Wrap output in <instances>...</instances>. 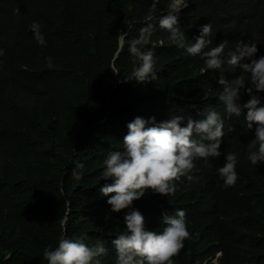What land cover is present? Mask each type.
I'll return each mask as SVG.
<instances>
[{
  "label": "clouds",
  "instance_id": "obj_1",
  "mask_svg": "<svg viewBox=\"0 0 264 264\" xmlns=\"http://www.w3.org/2000/svg\"><path fill=\"white\" fill-rule=\"evenodd\" d=\"M126 1L117 21L115 50L99 52L102 62L80 82L84 94L58 107L61 131L42 140L35 115L41 93L59 85V75L51 72L60 61L53 62L49 51L33 50L44 57L45 65L34 71L33 66L21 65L35 76L37 92H21L18 97L19 105L29 109L26 129L33 130L25 131V140L36 139L34 145H41L48 137L67 139L82 132L81 109H87L86 133L108 131L121 141L119 149L101 150L99 158L92 154L81 159L77 153L72 160L58 162L55 176L52 168L39 172L34 167L18 178L35 205L40 204L38 196H46L42 210L61 220L63 232L56 246L45 247L42 253L47 264H101L108 245L115 249V264H174L189 231L182 203L170 196L181 177L198 179L191 174L197 161L208 166L210 159L222 156V137L232 130L233 116L250 135L247 162L264 165V0ZM139 1L147 3L145 10ZM214 8L234 10L237 22L232 27L207 24L202 14ZM94 14L99 11L92 0H0V39L12 40L20 31L47 47L43 33L58 38L70 32L71 38L86 36L93 44ZM13 44L11 57L19 56L20 45L12 48ZM180 49L200 58L202 75L179 61ZM104 140L101 136L102 144L112 147ZM48 156L49 150L41 160ZM237 163L236 152L223 153V164L215 171L224 187L238 179ZM68 181L71 184L64 189ZM170 203L181 207L166 211ZM71 218L90 225L85 235L67 237ZM221 256L218 253L212 264H219Z\"/></svg>",
  "mask_w": 264,
  "mask_h": 264
},
{
  "label": "trees",
  "instance_id": "obj_2",
  "mask_svg": "<svg viewBox=\"0 0 264 264\" xmlns=\"http://www.w3.org/2000/svg\"><path fill=\"white\" fill-rule=\"evenodd\" d=\"M92 5L99 11V14L90 17L92 32L95 33L93 44L86 36L71 38L70 32L58 38L43 33L47 47L38 46L32 35L24 36L20 31L15 32L12 40L0 39V48L4 50V55L0 56V264H47L42 260L43 250L48 246L55 247L57 238L63 232L61 220L42 210L46 206L42 203L46 196H38L40 204L35 205L18 178L34 167L39 172L52 168L51 176H55V164L72 160L77 153L81 159L84 156L92 158V154L94 158H99L101 150L119 149L121 146V141L115 140L116 134L111 137L108 131L86 133L89 128L87 109H81L85 126L80 133L67 139L48 137L41 145H34L36 139H24L25 131L33 130L26 129L29 109L19 105L18 97L21 92L37 94L34 89L36 78L30 72L35 70V66L45 65L44 57L32 54L33 50L49 51L48 56L53 62L60 61L51 72L54 77L59 75V85L41 93L40 107L35 115V128L40 140L61 131L57 119L58 107L62 101L72 99L81 92L84 94L80 82L102 62L104 57L99 52L115 50L116 35L120 30L117 21L124 13L127 1L92 0ZM138 5L142 10L147 8V3L143 1H139ZM202 16L207 24L212 25L232 27L238 20L234 10L223 12L217 8L204 11ZM227 38L222 37V41ZM11 42L14 43L12 48L16 43L20 45L19 56L11 57ZM177 56L180 62L187 63L196 74L202 75L199 57L186 56L183 49ZM21 65L33 68L24 71ZM11 86L14 87L12 91ZM261 95L264 96V93ZM243 98L249 97L244 94ZM92 116L93 119L97 117L96 114ZM229 125L232 130L222 137L221 148L224 146L225 149H221L222 156L210 159L208 166L202 160L197 161L191 174L198 179L187 181L181 177L176 192L170 196L182 203L189 231L183 248L173 257L174 264H212L218 253H222L219 264H264V165L253 166L245 158L250 135L243 122L233 116ZM101 136L112 142V147L108 143L102 144ZM95 142H98L97 148ZM48 150L49 156L41 160ZM225 151L238 154L235 169L238 179L228 187L223 186L215 171L223 164ZM70 184V181L64 183L63 188L67 189ZM58 205L63 207L59 197ZM180 207L170 203L165 210L172 212ZM89 226L71 218L66 227L67 237L83 236ZM101 264H115V249L110 245Z\"/></svg>",
  "mask_w": 264,
  "mask_h": 264
}]
</instances>
